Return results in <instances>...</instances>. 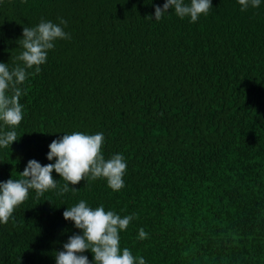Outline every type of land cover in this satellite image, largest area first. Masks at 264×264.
Masks as SVG:
<instances>
[{
    "label": "trees",
    "instance_id": "1",
    "mask_svg": "<svg viewBox=\"0 0 264 264\" xmlns=\"http://www.w3.org/2000/svg\"><path fill=\"white\" fill-rule=\"evenodd\" d=\"M164 3L0 0L9 70L23 67L24 27L63 19L70 35L21 85L23 119L18 140L0 147V182L22 179L29 160L55 163L49 145L73 132L103 133L105 159L122 154L127 164L118 192L104 179L62 196L30 190L0 223V264H56L82 235L63 217L80 200L134 215L120 249L146 264H264V0L243 12L238 0H212L196 23L174 8L156 21ZM11 130L0 121V134Z\"/></svg>",
    "mask_w": 264,
    "mask_h": 264
},
{
    "label": "clouds",
    "instance_id": "2",
    "mask_svg": "<svg viewBox=\"0 0 264 264\" xmlns=\"http://www.w3.org/2000/svg\"><path fill=\"white\" fill-rule=\"evenodd\" d=\"M241 11L249 7L258 8L261 0H238ZM184 19L190 17V22L196 23L201 15L207 16L212 8V0H165L163 7H155V20L159 21L169 9ZM148 18L152 19L151 16ZM63 19L60 24L44 21L35 27H24L22 39H19L23 51L17 57L23 62V67L17 65L9 70L8 64L0 63V121L13 130L0 134V147L7 148L17 141L14 130L23 119V105L19 102L26 91L21 85L29 75L39 74L41 66L46 63L48 51L53 49L58 39H70L60 25H66ZM34 69V72H29ZM103 133L93 135L82 132L65 134L60 139L53 140L49 145L47 159L55 163L42 166L36 160H29L22 179H9L0 182V223L7 224L13 219L14 211L24 203L30 190H35L39 199L44 193L58 189V195L78 191L70 185H77L82 180L88 182L104 179L113 191H120L124 186L123 177L127 164L122 154H115L105 159L102 146ZM53 170L65 181L59 186L52 176ZM65 220L74 222V226L82 231L69 237L63 245V251L55 255L56 264H90L88 257L83 255L90 250L95 264H146L143 257H134L128 248L120 249V233L127 230L136 217L127 215L121 218L113 211H105L101 205L95 209L87 202L80 200L75 206L68 207L63 212ZM138 238L147 239L148 234L143 228L139 230Z\"/></svg>",
    "mask_w": 264,
    "mask_h": 264
}]
</instances>
